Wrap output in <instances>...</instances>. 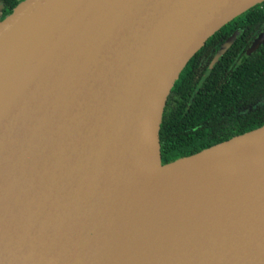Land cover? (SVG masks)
Masks as SVG:
<instances>
[{
  "label": "water",
  "instance_id": "obj_1",
  "mask_svg": "<svg viewBox=\"0 0 264 264\" xmlns=\"http://www.w3.org/2000/svg\"><path fill=\"white\" fill-rule=\"evenodd\" d=\"M262 1L21 0L0 20V264H264V124L165 164L159 144L184 66ZM151 153L180 171L156 179Z\"/></svg>",
  "mask_w": 264,
  "mask_h": 264
},
{
  "label": "trees",
  "instance_id": "obj_2",
  "mask_svg": "<svg viewBox=\"0 0 264 264\" xmlns=\"http://www.w3.org/2000/svg\"><path fill=\"white\" fill-rule=\"evenodd\" d=\"M21 0H0V20ZM264 25V1L219 28L190 58L167 96L159 126L161 163L264 124V42L245 50ZM241 32L199 83L212 57Z\"/></svg>",
  "mask_w": 264,
  "mask_h": 264
},
{
  "label": "bare ground",
  "instance_id": "obj_3",
  "mask_svg": "<svg viewBox=\"0 0 264 264\" xmlns=\"http://www.w3.org/2000/svg\"><path fill=\"white\" fill-rule=\"evenodd\" d=\"M148 161L152 166V169L150 171L155 175L156 179L169 177L172 173H177L178 171H180L177 168L158 166L154 153L150 154ZM189 168L191 169V173H195V178L190 183H194L201 187L208 184L210 180L217 178L221 173V170L217 168L214 161H212V163L210 164H203Z\"/></svg>",
  "mask_w": 264,
  "mask_h": 264
},
{
  "label": "flooded vegetation",
  "instance_id": "obj_4",
  "mask_svg": "<svg viewBox=\"0 0 264 264\" xmlns=\"http://www.w3.org/2000/svg\"><path fill=\"white\" fill-rule=\"evenodd\" d=\"M199 83H200V80H199Z\"/></svg>",
  "mask_w": 264,
  "mask_h": 264
}]
</instances>
